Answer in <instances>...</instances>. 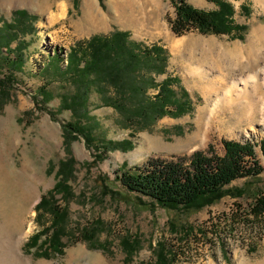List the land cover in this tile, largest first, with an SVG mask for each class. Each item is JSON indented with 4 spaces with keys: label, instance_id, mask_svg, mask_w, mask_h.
Returning <instances> with one entry per match:
<instances>
[{
    "label": "rangeland",
    "instance_id": "374dc122",
    "mask_svg": "<svg viewBox=\"0 0 264 264\" xmlns=\"http://www.w3.org/2000/svg\"><path fill=\"white\" fill-rule=\"evenodd\" d=\"M37 1L45 6L33 8L0 0V28L13 21L15 11H26L37 17L33 31L28 30L11 43L13 50L19 43L25 47V65L23 72L18 73L19 82L14 91L17 96L0 109V264H17V250L10 243L14 244L22 234L20 250L30 264H154V249L159 242L171 248L176 258L174 264H264V225L254 222L250 213L254 195L264 188V171L257 177L233 183L235 187L246 189L242 197L227 196L211 207L188 215L157 208L148 198L125 190L117 180L124 169L134 172L153 159L189 167L197 151L212 159L223 158L224 141L250 142L255 147L257 161L264 168L260 148L264 125L255 124V130L250 131L247 126L236 128L226 122L235 119L230 117L237 103L235 97L225 100L221 110L206 120L207 129L200 141L194 137L199 131L200 111L206 105V86L212 82L218 83V87L224 84L225 73L214 68L216 63L229 62L227 55L223 57L226 50L234 53L248 45L252 32L264 25L262 6L256 0H228L236 11V22L249 28L244 40H239L224 35H175L169 25V19L175 17L170 0ZM60 1L66 3V13L56 19L53 16L58 13ZM186 1L200 9H217L206 0ZM242 6L250 10V15L242 12ZM97 11L106 22L92 27L88 17ZM116 31H128L132 40L148 45H163L170 54L168 73L180 79L181 86L193 99L195 110L178 119L163 118L152 130L132 138L135 145L132 151L109 152L102 162L96 161L94 152L86 147L83 139L75 141L71 154L77 161L76 177L70 182L75 197L66 206L70 215L69 228L75 235L70 233L64 239L67 244L64 255L39 258L36 249L29 251L25 245L43 229L36 222L35 207L57 182V168L54 172L48 169L50 164L58 166L68 157L62 126L74 119L69 111L59 112L60 95L70 93L71 88L67 80L55 76L52 57L59 53L62 59L59 64L65 69L73 47L93 36ZM3 52L4 56L9 55L6 49ZM191 61L205 63L208 79L193 77L186 71L185 66L191 65ZM156 78L157 82H162L166 75ZM40 87L54 95L47 105L49 111H41L38 106L41 103L36 93ZM224 91L219 95L223 96ZM155 93L150 90L151 95ZM212 99H216L215 94ZM89 110L95 119L96 137L115 141L129 139V131L117 125V112L102 107L95 93L91 95ZM246 161L251 159L247 157ZM57 198L64 205L61 196ZM97 222L102 231L95 245L77 241L81 230L91 229ZM173 225L179 227V232L172 230ZM181 226L189 230L184 232ZM130 235L140 237L143 248L128 263L121 240ZM99 244L104 245V249L96 247Z\"/></svg>",
    "mask_w": 264,
    "mask_h": 264
},
{
    "label": "trees",
    "instance_id": "16d2710c",
    "mask_svg": "<svg viewBox=\"0 0 264 264\" xmlns=\"http://www.w3.org/2000/svg\"><path fill=\"white\" fill-rule=\"evenodd\" d=\"M170 1L175 9V17L169 19V25L177 36L197 33L244 40L249 29L247 25L236 22V11L228 0H206L217 7L210 11L194 7L186 0ZM241 8L242 12L250 15L246 6ZM13 18L11 23L0 28V109L17 96L14 91L19 82L18 73L23 72L25 65V47L19 43L13 50L11 43L19 40L28 30L33 31V22L37 21V17L26 11H15ZM131 37L128 31L93 36L70 50L65 69L59 64L62 62L59 53L52 57L55 76L67 80L71 88L70 93L60 95L59 112L69 111L74 119L64 122L62 126L68 157L60 161L58 166L50 164L48 169L54 172L57 168V182L35 207L36 222L43 229L35 233L25 245L29 251L36 249L39 258L64 255L67 247L64 239L70 233L75 235L69 228L70 215L66 207L75 197L70 185L76 177L77 161L71 154L75 141L83 139L86 147L94 152L96 161L102 162L109 152L132 151L135 148L132 138L138 133L152 130L163 118L178 119L195 110L193 99L181 86L180 79L168 73V50L161 44L148 45L132 40ZM3 49H6L8 56H4ZM11 53L14 55L10 56ZM164 75L166 78L157 82L156 77ZM150 90L156 93L151 95ZM93 93L99 96L102 107L117 112V125L129 131V139L115 141L94 135L95 119L90 116L89 110ZM36 94L40 98V110L49 111L47 105L54 95L45 87H40ZM50 115H53L52 112ZM223 146V158L212 159L197 151L189 167L153 159L134 172L124 169L117 180L125 190L148 198L151 205L157 208L194 214L219 203L227 196L242 197L246 189L235 187L233 183L238 179L257 177L264 171L256 159L255 147L250 142L224 141ZM260 148L264 157V140ZM247 157L251 161H246ZM58 196H61L64 205L60 204ZM250 209L254 222L264 225V188L254 195ZM47 217L49 221H46ZM186 228L180 227L184 232L189 230ZM178 229V226H172L173 231L179 232ZM101 231V225L97 222L91 229L85 227L79 231L77 241L95 245ZM103 246L99 244L96 247L104 249ZM121 246L128 263L143 248L140 237L132 235L124 237ZM154 251V264L175 263L176 258L165 242H159Z\"/></svg>",
    "mask_w": 264,
    "mask_h": 264
},
{
    "label": "bare ground",
    "instance_id": "6f19581e",
    "mask_svg": "<svg viewBox=\"0 0 264 264\" xmlns=\"http://www.w3.org/2000/svg\"><path fill=\"white\" fill-rule=\"evenodd\" d=\"M2 1L8 4L17 3L19 6L28 5L33 8H42L45 6V3L40 4L37 0ZM61 2L62 1H60L58 5V13L55 14L53 18L59 19L65 15L67 8L66 3L64 1ZM256 2L264 9V0H256ZM91 15L92 14L88 17V23L92 27H98L99 24H104L106 22V19L98 11L94 16ZM225 52L226 53H224L223 57L227 55L229 57V62L225 64L219 62V64L217 65L216 63L214 67L215 69H218L220 73H225L224 84L223 86L221 85L218 87V83L212 82V84L210 83L209 86H206V105L200 111L199 131L194 136L197 141H200L201 136L204 135V130L207 129L206 120L212 119V116L221 110V106L224 104L225 100H229L233 97L236 98L235 100L237 103L235 104V109L230 117H234L235 119L232 120V118H230L226 121L227 123H231L232 126L236 128L242 125L247 126L250 131L255 130V124L259 123L264 125V25L258 27L252 32L250 41L245 48H239L234 51V53L229 50H226ZM190 63L192 64L190 65L187 63L185 66L186 71L190 75L193 77H200L201 79L202 77L208 79L209 73L205 71V63H202V61H191ZM193 63L196 64L194 65ZM209 63L213 64V62ZM223 90H225V94L223 93V96L219 95ZM213 94L216 95V99H212ZM23 235L24 234L20 235V238L17 241L15 240L14 244H10L13 246L15 245L17 250L15 262L17 264H30L22 257L20 250V244H22V238H24ZM26 235L27 234H25V236Z\"/></svg>",
    "mask_w": 264,
    "mask_h": 264
}]
</instances>
